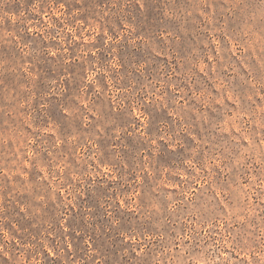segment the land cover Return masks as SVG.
Instances as JSON below:
<instances>
[{
    "label": "rangeland",
    "instance_id": "obj_1",
    "mask_svg": "<svg viewBox=\"0 0 264 264\" xmlns=\"http://www.w3.org/2000/svg\"><path fill=\"white\" fill-rule=\"evenodd\" d=\"M0 264H264V0H0Z\"/></svg>",
    "mask_w": 264,
    "mask_h": 264
}]
</instances>
